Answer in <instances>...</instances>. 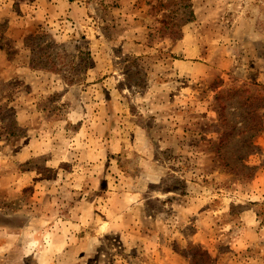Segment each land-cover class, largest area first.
Masks as SVG:
<instances>
[{
  "label": "rangeland",
  "instance_id": "374dc122",
  "mask_svg": "<svg viewBox=\"0 0 264 264\" xmlns=\"http://www.w3.org/2000/svg\"><path fill=\"white\" fill-rule=\"evenodd\" d=\"M0 24V264H264V0Z\"/></svg>",
  "mask_w": 264,
  "mask_h": 264
},
{
  "label": "trees",
  "instance_id": "16d2710c",
  "mask_svg": "<svg viewBox=\"0 0 264 264\" xmlns=\"http://www.w3.org/2000/svg\"><path fill=\"white\" fill-rule=\"evenodd\" d=\"M70 2H74L75 0H69ZM164 7V3L162 1H159L157 3V5L155 7H153L152 9L153 10H158L160 11L162 8ZM193 15V14H192ZM4 33V30H3V25L0 24V34L2 35ZM1 39H3V36H0ZM29 42H32V38H28ZM48 50V49H47ZM32 52L35 51V49H31ZM35 57V56H34ZM42 57L44 59H46L47 61H49L52 57H51V54L50 52H47L46 53H43L39 56V58ZM35 62V61H34ZM256 126H253V129L255 128Z\"/></svg>",
  "mask_w": 264,
  "mask_h": 264
}]
</instances>
